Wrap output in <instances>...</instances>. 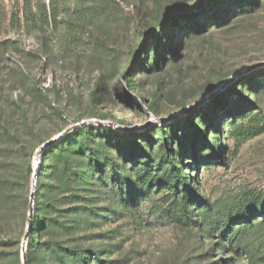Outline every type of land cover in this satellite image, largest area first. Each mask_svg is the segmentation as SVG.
Wrapping results in <instances>:
<instances>
[{"label":"rangeland","instance_id":"rangeland-1","mask_svg":"<svg viewBox=\"0 0 264 264\" xmlns=\"http://www.w3.org/2000/svg\"><path fill=\"white\" fill-rule=\"evenodd\" d=\"M30 1L28 12L24 0H0V126L12 133L20 128L17 135L0 137V162L15 150L18 170L16 187L5 193L11 199L2 202L5 194L0 192L5 226L0 264H22L32 202L35 211L31 191L49 178L40 176V170L33 175L40 145L87 120L129 128L86 124L95 134L89 148L102 152L105 173L87 169L88 147L86 156L75 160L98 182L92 187L94 214L84 218L92 223L94 257L101 264H249L246 251L225 243L221 229H215L219 218L241 201L264 195V64L250 68L264 62V0ZM54 6L55 16L47 23ZM192 12L199 15L182 18ZM244 76L251 83L228 89ZM225 93L227 105L221 106ZM245 98L252 104L247 106ZM229 106L232 112L226 111ZM190 118L206 130L207 142L196 138L198 148L206 146L199 154L218 160L197 161L189 149L183 166L193 176V187L212 205V233L210 226L175 219L179 194L170 186L155 183L136 204L132 194L137 184L110 179V161L129 179L132 167L157 163L166 152L157 134L161 127L175 152L183 149L172 138L175 132L189 145L187 136L194 131L186 136L184 130L191 126ZM145 131L150 141L142 136ZM131 132L139 133L136 143L155 157L131 150ZM215 138L218 156L212 147ZM52 164L47 158L43 172ZM84 183H79L81 189ZM193 204L187 207L191 212ZM250 227L236 239L259 259L264 223Z\"/></svg>","mask_w":264,"mask_h":264},{"label":"trees","instance_id":"trees-1","mask_svg":"<svg viewBox=\"0 0 264 264\" xmlns=\"http://www.w3.org/2000/svg\"><path fill=\"white\" fill-rule=\"evenodd\" d=\"M215 2L216 0H211ZM250 0H239L237 3H246ZM24 5L29 12L31 10V1L24 0ZM54 10V11H53ZM53 12L50 15H46V22L49 23V16H55L56 7L54 6ZM199 15V12H192L189 15H184L182 18L194 19ZM56 17H54L55 22ZM162 33V32H161ZM158 37H160V34ZM170 39V38H169ZM161 44L159 43L158 46ZM158 48V47H157ZM168 46L163 47L165 51ZM144 52L148 50V45H145ZM172 52L173 49L169 48ZM157 51V49H156ZM154 65V63L152 64ZM251 83V78L246 76L242 77L237 83L233 84L232 87H228L230 90H236L238 85H244L245 83ZM251 86V84H250ZM257 88L256 94L259 93V86L255 85ZM126 97L132 98L131 94L125 93ZM226 93L223 95L224 100L220 101L221 106L227 105ZM239 96L242 97L240 93ZM256 97V95H255ZM243 98V97H242ZM245 104H252L250 99L245 98ZM227 112H232L231 106L226 109ZM205 121H209L212 115L209 113L204 116ZM191 120V126L185 128V134L194 131V135H188L191 139L189 145L186 144L184 139L177 136V132L174 133L172 138L177 137L179 139V144L183 149L175 152L167 138V133L163 127L158 130L160 139L163 140L164 146L166 147V152L159 156L157 163L150 164L149 162H144V167L141 169H136L138 165L132 167L134 174H131V178H127L120 172L119 167L110 161L112 166L111 180L113 182H122L128 186V184H137L133 189V201L138 204L140 195H148L155 183H163L171 187L173 192H178L179 196L175 200V204L178 207L177 216L175 219L182 222L184 225L194 224L205 228L210 226V233L213 232L212 222L210 221V216L212 212V205L209 204L203 197L198 193V190L193 187L192 178L189 173L185 171L183 166H187L184 159L188 156V150H192L194 153V158L197 161L203 159L205 162L218 161L213 159H208L203 154H199V151H204L203 148H198L196 138H200L201 142H207L206 130L201 126L200 123L197 125L194 123V118ZM1 134L0 137H9L11 135V130L9 127L4 125L0 126ZM102 129V126H99ZM20 132V128H15L12 134L17 135ZM82 135V138L80 137ZM93 130H90L88 125L81 127L75 131H72L59 139L57 142L49 146L42 154L41 163L39 167L40 176H48L47 180H41L37 183L35 189V211L33 214V228L32 233L28 241L27 248V264H101L100 260L94 257L95 246L92 243V233L90 232V227L92 223L90 219L93 216L92 203L96 195L93 188L98 184V182L93 181V173L90 170H81L76 164L75 160L86 156L84 149L88 147V160L90 164L87 169H93L96 171H103L105 164L100 160V152L97 149L91 150L90 145L93 144L92 138L94 137ZM132 139L131 150L141 151L144 157L152 158V153L145 151L143 146L136 143V138L139 137V133L131 132ZM144 138H148L150 141V132L145 131L142 133ZM192 136V137H191ZM216 143H213V151L217 156L220 154V146L217 144L219 138H215ZM110 141V139H109ZM135 144V145H134ZM134 145V146H133ZM169 146V147H168ZM189 146V147H188ZM10 148V147H9ZM137 148V149H135ZM224 148V147H223ZM203 149V150H202ZM105 153V151L103 150ZM135 155L132 154L131 158L136 163L138 161L134 160ZM51 159L52 167L47 173H44V166L46 159ZM221 158V156L219 157ZM16 151L9 150L6 155V160L0 162V192L5 194L13 190L17 183V164H16ZM191 166V164H188ZM84 166H81V168ZM198 169V168H197ZM86 171V172H85ZM160 172L158 175L157 173ZM103 182L105 183L104 175H102ZM101 179V178H99ZM135 179V182H132ZM130 181V182H129ZM80 182H85L86 188L81 189L79 187ZM11 195L5 194V199L2 202H7L11 199ZM3 198V197H2ZM193 202V212L188 210L189 203ZM197 205V207L195 206ZM3 206V205H2ZM4 208V207H3ZM2 215L5 213L2 211ZM254 217L260 218V220H253ZM200 219V220H199ZM200 221V222H199ZM219 227L215 229H221L222 235L226 237L225 243L234 246L236 243L241 247L246 254L249 255V264H264V254L256 259L252 254H250L245 246L237 242V237L239 232L248 231L253 224L264 223V195L262 197H249L240 204L236 205L235 208L230 210L228 214L221 216L217 222ZM244 223V224H243ZM5 229L4 218H0V235ZM2 243V238L0 239ZM225 243L221 244L222 247ZM2 253V252H0ZM97 259V260H92ZM97 261V262H96Z\"/></svg>","mask_w":264,"mask_h":264},{"label":"water","instance_id":"water-1","mask_svg":"<svg viewBox=\"0 0 264 264\" xmlns=\"http://www.w3.org/2000/svg\"><path fill=\"white\" fill-rule=\"evenodd\" d=\"M261 64H264V62L254 64L253 66H250V68H253V67L261 65ZM88 123H97V124H101V125H106L107 124V125L116 126V127L122 128V129H129L126 126H120V125L114 124L112 122H104L102 120H87V121L78 122V123L74 124L72 127L66 128L65 130H63L59 134L55 135L54 137H52L51 139L45 141L43 144L40 145V147H39V149L37 151V153H38V161H37V164H36V167H35L33 175L37 176L38 171H39V167H40V163H41L42 154L49 146H51L52 144L57 142L59 139H61L62 137H64L68 133L79 129V128L85 126ZM34 196H35V185H33V189L31 191V199L32 200L34 199ZM33 214H34V204L32 202L31 206H30L28 221H27V228H26V232H25L24 240H23V247H22V258H23V261H22V264H27L28 263L27 248H28V241H29V238L31 236L32 228H33Z\"/></svg>","mask_w":264,"mask_h":264},{"label":"bare ground","instance_id":"bare-ground-1","mask_svg":"<svg viewBox=\"0 0 264 264\" xmlns=\"http://www.w3.org/2000/svg\"><path fill=\"white\" fill-rule=\"evenodd\" d=\"M37 161H38V158H37ZM37 164V163H36Z\"/></svg>","mask_w":264,"mask_h":264}]
</instances>
